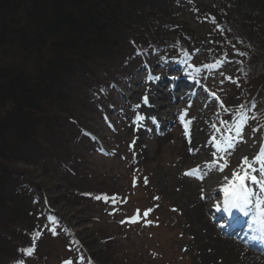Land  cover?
<instances>
[{"label": "rangeland", "instance_id": "obj_1", "mask_svg": "<svg viewBox=\"0 0 264 264\" xmlns=\"http://www.w3.org/2000/svg\"><path fill=\"white\" fill-rule=\"evenodd\" d=\"M194 1L193 13L198 16L210 5L209 0ZM186 19L190 20L193 32H211L209 36L213 37L214 30L209 23L202 28L190 16ZM196 42L206 44L195 39L189 46H195ZM150 57L153 59L143 61L144 57L136 56L137 60L134 57L130 62L118 63L120 59L117 62L119 57L115 55L111 61L101 62L63 109L52 112L56 115L54 128H46L41 137L46 159L16 165L24 175L23 180L18 178L20 182L30 175L28 180L34 190L20 185L31 214L14 202L5 209L0 208L5 220L11 218L21 225L20 217L24 215L29 222L23 228L26 231L18 233L15 229L11 240L14 246L25 247L24 252L15 254L12 244L0 249L6 248L4 256L11 258L9 264H18L21 260L24 264H201L197 256L200 251L189 244L192 229L174 195L176 184L172 178L175 179L177 172L171 168L177 157L179 123L169 122L171 134L161 146L153 136L135 143L132 125L126 118L136 102L132 90L150 78L171 77L167 79L175 82L178 77H194L191 91L204 97L205 102L198 104L199 110L192 111L199 112L211 136L231 140V147L222 148L216 159L225 165L226 173L243 174L249 170L247 165L238 164L241 145L248 148L250 158L257 146L261 149L264 115L260 118L252 112L257 106L260 108L261 102L256 107L245 105L244 90L250 85L243 83L244 79L239 76L241 86H227L225 77L221 79L225 74L206 63L201 55L192 60L184 53L176 57L151 53ZM167 61L174 62L172 68H167L170 64ZM260 73L264 74V70ZM109 81L113 87L108 85ZM186 86L191 89L189 84ZM256 92V101H259L264 89L259 87ZM183 100L186 99L173 104L175 112L190 110ZM227 101L230 107L224 105ZM250 118L256 122H250ZM228 152L231 157L226 155ZM248 164L251 168L256 165ZM217 169L221 171L220 167ZM98 196L103 198L97 199ZM212 200L210 197L209 202ZM28 248L33 249L31 255L25 254Z\"/></svg>", "mask_w": 264, "mask_h": 264}, {"label": "trees", "instance_id": "obj_2", "mask_svg": "<svg viewBox=\"0 0 264 264\" xmlns=\"http://www.w3.org/2000/svg\"><path fill=\"white\" fill-rule=\"evenodd\" d=\"M209 1L198 16L194 0H0V208L14 202L31 214L20 185L33 191L30 175L25 171L20 182L24 175L16 165L46 159L41 137L54 128L52 112L115 55L118 63L150 60L151 53L201 55L225 74L227 86H241V76L250 85L245 104H254L256 90L264 89V0ZM187 15L199 27L209 23L213 37L193 32ZM195 39L206 44L189 46ZM262 94L257 115L264 114ZM22 216L17 225L0 214V249L12 244L15 254L24 252L11 242L15 229L26 231ZM5 249L0 264L11 262Z\"/></svg>", "mask_w": 264, "mask_h": 264}, {"label": "bare ground", "instance_id": "obj_3", "mask_svg": "<svg viewBox=\"0 0 264 264\" xmlns=\"http://www.w3.org/2000/svg\"><path fill=\"white\" fill-rule=\"evenodd\" d=\"M181 54L179 53L175 57ZM167 62H170L167 68H172L174 62ZM199 75L202 77L200 73ZM167 78L171 79V77ZM167 78H164V76L157 79L150 78L143 84L137 85L136 89L134 88L135 90H132L131 94L132 97L136 96V102L132 107L131 114L126 115L130 125H132L130 128L131 133L134 135L132 140L137 143L153 136L158 146H161L170 137L169 122L171 120L178 121L181 132L175 147L177 157L172 161L174 167L171 168L177 172L175 179L172 178V182L176 184L174 195H177L176 200L178 204L180 203V209L185 214L186 223L192 229L190 234L193 236L189 244L200 251L197 255L200 263L264 264L263 250L246 246L243 241L235 240L224 232L221 233L215 229L214 225L216 223L211 222L214 218L213 212H217L218 208L217 205L209 203V198L213 191H217V195L222 193L224 195L223 189L231 183L233 173L222 171L221 174H217L216 166L210 170L209 164L206 162L216 160L222 145L229 144L226 141L227 139L215 138L214 141L205 120L201 118L199 112L192 111L195 108L197 109L199 103L203 105L205 102L204 97L197 96L195 90L191 91L195 83L194 77L191 79L186 77L179 79L178 77L175 82ZM179 82L183 84L179 86ZM186 83L189 84L188 87H191V89H186ZM110 86L113 87L112 84ZM177 92H180V94ZM144 97H147V103L144 102ZM183 98L186 99L183 100L185 106H189L190 110L175 112V109L172 108L173 104H177ZM192 113H195V115H192ZM138 116H144L145 119L138 120ZM181 116L184 117L183 121ZM217 144L220 145L219 148H217ZM261 144L264 145V136L261 138ZM257 151L258 147L251 153L252 157L250 158L248 148L241 145L238 149V164L244 165L242 163L244 157H247L249 163L255 161L259 152ZM239 168L242 167L239 166ZM261 169H264V167L254 168V173L251 175L257 176L258 181H263L264 171H261ZM190 171L194 172V175L185 174ZM198 177H202V179ZM246 186L253 193L252 197L259 195V183L246 180ZM224 200L223 206H225ZM258 200L262 206L264 200L262 198H258Z\"/></svg>", "mask_w": 264, "mask_h": 264}, {"label": "snow or ice", "instance_id": "obj_4", "mask_svg": "<svg viewBox=\"0 0 264 264\" xmlns=\"http://www.w3.org/2000/svg\"><path fill=\"white\" fill-rule=\"evenodd\" d=\"M240 55H244L243 53H240ZM197 72L200 71V69H196ZM215 95V94H213ZM144 102L147 103V97H144ZM138 120H144V116H138ZM184 117L181 116V120L183 121ZM239 135V132L237 133ZM213 140L215 141V137H213ZM229 147H231V140H228ZM220 145L217 144V148H219ZM209 164V169L211 170L212 167L217 166V162L215 159H213L211 162H206ZM242 163L244 165L248 166V169L251 170V165L248 164V159L247 157L243 158ZM222 170V169H221ZM261 171H264V169H261ZM186 175H194V172H188L185 173ZM201 178L202 177H198ZM246 180H251L253 183H259L260 188L262 191H264V181H258L257 176H249L248 171H245L243 174H238V173H233V179L231 183L229 184L228 187H225L223 189L225 200V209L226 210H231V209H238L240 212H242L244 215H249L248 209L252 206V195L253 193L249 191L248 187L246 186L245 181ZM145 182L146 179H145ZM97 199H102L103 197H96ZM158 199V198H157ZM258 207H260V202L257 204ZM151 209L147 210L144 215L147 216L148 212H150ZM129 220L133 223L136 221L133 220L132 218H129ZM126 221H121V223H125ZM253 224H258L259 228L258 231L261 233L260 239L264 240V207H261L260 210V218L259 219H254ZM33 249L28 248L25 250V254L31 255ZM18 264H24V261L21 260L18 262ZM65 264H70V262H65Z\"/></svg>", "mask_w": 264, "mask_h": 264}]
</instances>
